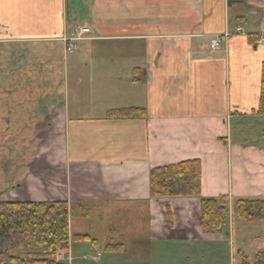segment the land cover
Returning <instances> with one entry per match:
<instances>
[{"label":"crops","instance_id":"obj_1","mask_svg":"<svg viewBox=\"0 0 264 264\" xmlns=\"http://www.w3.org/2000/svg\"><path fill=\"white\" fill-rule=\"evenodd\" d=\"M263 65L264 0H0V128L47 140L0 168V202H67L71 236L90 239L71 241L65 264H176L217 247L252 264L264 222L233 205L264 199ZM137 108L146 115L110 117ZM189 160L202 163L201 195L152 197L151 170ZM220 196L229 225L207 234L200 199Z\"/></svg>","mask_w":264,"mask_h":264},{"label":"trees","instance_id":"obj_2","mask_svg":"<svg viewBox=\"0 0 264 264\" xmlns=\"http://www.w3.org/2000/svg\"><path fill=\"white\" fill-rule=\"evenodd\" d=\"M255 43V38H250ZM144 109L110 113L111 118L144 117ZM258 115L264 116V65ZM202 163L189 160L154 167L150 172L151 195L155 198L195 197L201 194ZM201 227L207 234L222 233L230 222L229 199L202 198ZM234 214L247 222H264V199H241L233 205ZM71 209L66 202H0V264H64L60 252L68 251L71 241L89 240L88 236H71ZM92 243H96L94 240ZM97 245V244H96ZM21 250L22 256L12 255ZM122 244L110 243L107 252H121ZM243 264H249L244 258ZM252 264H264V250Z\"/></svg>","mask_w":264,"mask_h":264},{"label":"rangeland","instance_id":"obj_3","mask_svg":"<svg viewBox=\"0 0 264 264\" xmlns=\"http://www.w3.org/2000/svg\"><path fill=\"white\" fill-rule=\"evenodd\" d=\"M12 124H13V122H12ZM34 131H35V128L32 126H30L28 128H22V127H16L15 125H12L11 127L8 126V128H4V127L0 128V168L4 164L5 165L8 164V167H13V168L25 166L27 164V162H29L33 157H35L40 150L41 151L43 150V148L41 146L44 145V143L47 141L45 139H40L39 142L34 141L32 143H28V141L31 140V136H32V133H34ZM38 143H40V147H39ZM195 197H199V196H195ZM26 202H28V201H26ZM30 202H48V201H30ZM51 202H61V201H51ZM62 202H64V201H62ZM68 207H69V209H71L69 204H68ZM75 210L76 209L74 208V211ZM72 211L73 210H71V213H72ZM76 211H78V209ZM229 211H230V203H229ZM230 216L231 215L229 214V218H230ZM141 219L143 220L144 218H143V216L139 215V219L136 220V224H135L134 228L136 229L137 227H140V229H142L141 232H143L144 231L143 227L145 226V223L142 224L140 221ZM70 220H71V218H70ZM137 230H138V228H137ZM155 242L158 243L159 241H155ZM108 244H110V243H108ZM108 244L103 246V250H105V248ZM118 244H121V243H118ZM122 245H123L122 250H124L125 245L124 244H122ZM201 245H202V243H201ZM97 246H99V243H97ZM260 248H262V247H260ZM67 252H68L67 250L60 252V253H63L62 254L63 255V261L66 259ZM194 252L196 255L194 253L193 254L188 253L186 250H182L175 257L177 259L176 264H196L195 260L198 258H199L198 264H206L207 262H210V261L214 262L215 264H227L228 263L224 247H217V249H215L214 255H210L207 253H200V255L198 257L196 251H194ZM198 252H200V250H198ZM60 253H59V255H61ZM12 255L22 256V251L19 249L13 250ZM235 255H236L235 257H232V263H230V264H242L241 257L237 254H235ZM188 259L193 260V261L189 263L187 261Z\"/></svg>","mask_w":264,"mask_h":264},{"label":"built area","instance_id":"obj_4","mask_svg":"<svg viewBox=\"0 0 264 264\" xmlns=\"http://www.w3.org/2000/svg\"><path fill=\"white\" fill-rule=\"evenodd\" d=\"M89 32V29H83L79 33H73L71 37L64 39L66 44V51L69 53L76 52L79 47V42L83 39L82 35ZM222 44V39H216L212 42V51L217 50ZM59 259H63V255H59Z\"/></svg>","mask_w":264,"mask_h":264}]
</instances>
